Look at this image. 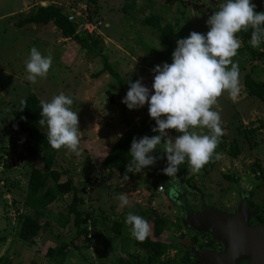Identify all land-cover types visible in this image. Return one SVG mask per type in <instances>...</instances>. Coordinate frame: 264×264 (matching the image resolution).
<instances>
[{"label": "rangeland", "instance_id": "374dc122", "mask_svg": "<svg viewBox=\"0 0 264 264\" xmlns=\"http://www.w3.org/2000/svg\"><path fill=\"white\" fill-rule=\"evenodd\" d=\"M215 1L136 0L131 15L127 16L121 11L122 0H96L95 5L90 0H0V238H3L0 239V264H55L48 259L46 251L62 242L72 243L62 264H119V258L145 264L140 261L145 254L132 244L135 238L125 218L129 212L142 216L148 221L151 232L149 216L153 211L168 220L160 239L178 247L180 256L193 250L186 264H200L195 257L197 253L202 250L222 252L224 247L219 243L211 244L213 239L208 232L189 228L186 216L192 202L201 201L203 206L233 213L243 198L252 214L249 224L260 223L257 216H264V180L259 176L264 170V129L259 130L260 121H264V102L257 97L247 96L248 105L259 109L256 114H248L251 123L247 120L246 124L237 115L240 108L231 106L227 92L218 98L214 110L220 114L223 135L215 150L219 159L214 157L209 172L203 167L193 174L185 162L175 177H168L162 171L167 160L160 148L152 155L162 158L140 173L114 172L108 176L101 166L109 146L126 129H132L139 139L151 119L147 103L140 108L126 106L123 109L124 96L117 79L107 71L97 75L103 67V57L124 80L126 91L130 81L142 77L151 95L153 67L172 62L171 54L178 39L186 38L191 31H208V17L223 2ZM251 2L256 5L255 11H264V0ZM48 5L58 6L66 14L78 7L77 20L88 15L91 23L101 22L89 32L78 31L83 37L88 35L89 42L97 40L98 54L80 49L53 23L19 24L37 7ZM149 14L159 15L161 24H174L170 50L160 47L155 30L141 24ZM249 41L246 44L252 48ZM33 46L53 58L47 77L38 78L35 83L27 80L25 67ZM255 50L264 51V43ZM233 60L239 66L241 89H245L246 74L264 82V63L254 59L248 50L240 47ZM61 92L74 100L72 108L79 117L80 145L79 154L66 148L55 150L54 169L61 172L60 182L72 180L74 192L46 207L39 220L48 226L31 242H26L18 237V218L24 211L22 203L31 168L41 170L43 165L40 159L25 151L9 106L19 104L29 94L50 101ZM44 130L47 131L46 126ZM198 131L207 133L206 129ZM168 134L173 138L179 135L174 130H169ZM234 146L239 149L235 158L228 154ZM122 193L128 198L126 206L118 200ZM73 198L79 202L82 222L77 229L71 215L67 226L61 228L55 220L59 214H67ZM114 222L120 224L117 235L111 229ZM83 230L85 232H81ZM178 252V249L177 252L168 250L162 259L176 258Z\"/></svg>", "mask_w": 264, "mask_h": 264}, {"label": "clouds", "instance_id": "9594fccd", "mask_svg": "<svg viewBox=\"0 0 264 264\" xmlns=\"http://www.w3.org/2000/svg\"><path fill=\"white\" fill-rule=\"evenodd\" d=\"M255 8L251 0H223L208 17L206 33L191 31L186 38L178 39L171 54L172 62L153 67L151 95L142 77L129 82L122 103L129 109L147 103L148 115L155 121L152 131L158 134L133 138L129 150L132 159L126 165V173H140L154 166L162 158L152 155L157 148L166 156L167 166L162 171L168 177H175L185 162L197 174L214 157L219 159L215 150L223 129L220 114L214 107L225 92L234 99L241 90L239 66L233 60L242 46L238 34L251 30L249 44L253 49L264 43V11L257 12ZM78 9L68 14H75L74 10ZM52 62L51 55L45 56L33 46L25 65L27 80L35 83L38 78H46ZM21 103L25 105L26 101ZM73 103V98L63 92L50 101L41 100L38 124L47 127V141L52 149L66 148L79 154V117ZM200 129H206L207 133ZM169 130L179 135L170 137ZM118 200L122 206L128 204L123 193ZM125 223L138 241L148 237L149 223L142 216L129 212Z\"/></svg>", "mask_w": 264, "mask_h": 264}, {"label": "trees", "instance_id": "16d2710c", "mask_svg": "<svg viewBox=\"0 0 264 264\" xmlns=\"http://www.w3.org/2000/svg\"><path fill=\"white\" fill-rule=\"evenodd\" d=\"M215 1V0H213ZM95 5L96 0H90ZM136 0H122L121 11L124 15L130 16L132 10L135 7ZM48 24L53 23L62 35L73 40L80 49H87L94 54H98L96 51L97 40L88 39L76 32V26L73 22L69 21L66 13L62 12L58 6H39L35 9L34 13L24 18L20 25L23 24ZM143 26L151 27L156 32V37L161 48L170 50L173 38L175 35L174 24L167 22L161 24V17L157 14H149L144 16L141 20ZM250 32H242L238 34V38L241 39V49L248 50L252 56L260 59L264 63V51L255 50L250 48L246 42L250 40ZM107 71L112 77H115L121 87L122 95H126V90L123 86L124 80L115 71L113 66L107 62V59L103 57V67L97 72L101 74ZM244 87L247 94L257 97L264 102V82L256 81L250 75L244 76ZM112 99V96L110 95ZM23 101L17 105H10L9 110L14 118L15 123L19 126L21 133V143L25 151L32 157L40 159L43 168L40 170L37 167H32L29 173L27 188L23 199L22 207L23 212L18 218L19 230L18 237L26 242H31L33 238L39 233V231L48 226V223H41L39 218L44 216V210L47 206L55 201H59L63 195L70 192H74L73 183L70 178L64 182H60L59 178L61 172L54 169L55 150L51 148L47 141V131L44 130L45 126H40L38 121L40 119V101L34 94H29ZM23 107V108H22ZM22 108V109H21ZM123 109H126V105L123 103ZM130 125V121L128 122ZM260 125H264V121H260ZM155 127V121L151 118L148 124L144 126L143 136H153L158 133L153 132L152 128ZM140 137V138H141ZM135 138L132 129H126L121 136L109 146L108 152L101 162V166L107 170V175H112L114 172L124 174L126 172V165L131 161L132 157L129 152L131 142ZM230 157H237L239 149L237 146L232 147L228 153ZM214 164L213 160L204 166L206 172L211 171ZM259 176L264 180V170L259 172ZM79 202L73 198L72 202L68 205L67 214H59L55 220L57 226L64 228L69 222V216H73V224L79 227L82 222L80 212L78 210ZM151 221V232L148 237L143 241L133 239L132 244L137 250L142 251L145 254L144 258H140V261L145 264H186L189 261L192 251H187L185 255L180 256V249L171 243H167L160 239V235L167 227V218L160 216L157 212L153 211L149 216ZM257 220L260 223H264V216H257ZM111 229L117 235L120 231V224L114 222ZM85 232V230L81 231ZM80 234V231L78 232ZM3 240V238H0ZM194 240V238H193ZM217 244L215 241H211V244ZM72 243L62 242L59 246L49 248L46 251V256L50 261H55V264H62L68 253V246ZM76 248L75 246H73ZM176 258L171 260H164L163 255L168 250H176ZM56 258V260H55ZM119 264H138L139 260H126L124 258L118 259Z\"/></svg>", "mask_w": 264, "mask_h": 264}, {"label": "water", "instance_id": "95a60500", "mask_svg": "<svg viewBox=\"0 0 264 264\" xmlns=\"http://www.w3.org/2000/svg\"><path fill=\"white\" fill-rule=\"evenodd\" d=\"M251 210L243 198L234 212H220L192 202L186 221L195 232H208L213 241L224 247L222 252L202 250L196 254L200 264H264V223L250 225Z\"/></svg>", "mask_w": 264, "mask_h": 264}, {"label": "crops", "instance_id": "0c3cea01", "mask_svg": "<svg viewBox=\"0 0 264 264\" xmlns=\"http://www.w3.org/2000/svg\"><path fill=\"white\" fill-rule=\"evenodd\" d=\"M214 2H216V1H214ZM258 81H260V80H258ZM240 91H241V93H239V95L236 98H234V99L230 98V101H231L230 104H231V106L237 105L240 108L237 115L241 118L242 122L246 124L247 123L246 121L248 120V114H253V113L256 114L259 108L252 107V106L248 105V98H247L248 94H247L246 90L241 89ZM227 103L229 105V102H227ZM248 121H250L249 123H251V120H248ZM239 125H242V124H239ZM262 129H264V125H261V128L259 131H262Z\"/></svg>", "mask_w": 264, "mask_h": 264}, {"label": "built area", "instance_id": "2783aa9c", "mask_svg": "<svg viewBox=\"0 0 264 264\" xmlns=\"http://www.w3.org/2000/svg\"><path fill=\"white\" fill-rule=\"evenodd\" d=\"M35 2H38V0H34ZM75 14H68V20L72 21L73 23L76 24V29L78 31L82 30L81 32L83 31H90V28H96L97 27V24H100L101 22H94V23H91L89 20V17L88 15L85 17V15H83V20H77L76 18V15H79V11L77 10H74ZM86 12V10H85ZM85 14V13H84Z\"/></svg>", "mask_w": 264, "mask_h": 264}, {"label": "flooded vegetation", "instance_id": "af4514ba", "mask_svg": "<svg viewBox=\"0 0 264 264\" xmlns=\"http://www.w3.org/2000/svg\"><path fill=\"white\" fill-rule=\"evenodd\" d=\"M240 264H247V261H242V262H240Z\"/></svg>", "mask_w": 264, "mask_h": 264}]
</instances>
